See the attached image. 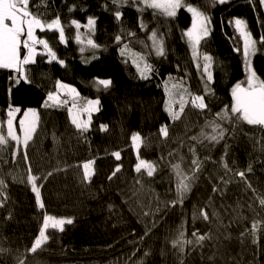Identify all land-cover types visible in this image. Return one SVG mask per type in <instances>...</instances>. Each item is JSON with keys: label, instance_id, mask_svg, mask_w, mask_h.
<instances>
[{"label": "trees", "instance_id": "1", "mask_svg": "<svg viewBox=\"0 0 264 264\" xmlns=\"http://www.w3.org/2000/svg\"><path fill=\"white\" fill-rule=\"evenodd\" d=\"M186 4L210 20L209 35L197 52L211 58V81L183 34L192 25L186 7L168 17L123 3L117 9L113 0H30V11L43 21L60 19L66 40L61 43L56 31L36 30L57 59L37 54L25 66L30 84L17 85L15 73L0 69V135L8 141L0 145V264H264V127L237 120L230 111L232 88L242 82L246 86L247 79L243 40L234 21L243 20L257 42L249 59L264 79V5L260 0ZM89 17L96 24L86 36L97 47L82 51L72 21L81 30ZM154 31L163 40V56L152 50L149 36ZM125 45L151 65L149 79H141L121 55ZM98 79L112 84L104 89L94 83ZM57 82L73 86L86 100L100 101L86 132L71 123L66 107L45 106ZM169 83L203 97L206 108L188 103L173 120L165 111ZM17 108L16 124L27 109L37 110V126L26 148L4 129L8 112ZM211 122L224 130L218 142L206 138L213 134ZM161 126H167V137L160 134ZM133 133L143 140L139 157L155 164L152 177L135 171ZM114 152H120V159ZM193 159L200 169L180 203L173 165L190 175ZM88 161L93 175L85 181L82 165ZM29 168L39 177L43 208L27 182ZM45 214L73 223L63 232L47 230V242L28 252ZM181 232L184 240L193 241L182 249L173 246ZM194 232L207 238L197 243Z\"/></svg>", "mask_w": 264, "mask_h": 264}, {"label": "snow or ice", "instance_id": "2", "mask_svg": "<svg viewBox=\"0 0 264 264\" xmlns=\"http://www.w3.org/2000/svg\"><path fill=\"white\" fill-rule=\"evenodd\" d=\"M138 4H143L144 8H151L155 13H160L168 17H175L178 9L186 7L187 11L191 13L192 16V27L185 31L183 34L188 38L190 45L193 47V55H196V47L199 45L200 41L209 35V18L197 8L192 7L186 4V0H135ZM219 4H225L228 0H217ZM30 0H0V69H8L15 73V83L17 85L30 84L31 80L27 75L25 66L35 62V56L37 55L36 46L42 45L43 48L47 51L48 56L52 60H56L57 57L55 53L49 46V43L45 39H39L35 35L37 29L41 32L45 30L56 31L59 33V40L61 43H64L66 40L65 31L61 25L60 19L57 17L51 22L43 21L39 16L33 14L29 9ZM113 3L117 6V9L121 6V0H113ZM260 3L264 5V0H260ZM115 18L117 20L121 19V13L119 10L115 12ZM72 24L77 29V42H82L81 34L79 29L81 25L79 22L73 20ZM96 20L93 17L88 18V23L85 26L89 32L94 31ZM237 32L243 40L244 45V57H245V66L247 72L246 86L244 83H237L231 91L232 95V104L230 106V111L237 120L243 121L248 125L261 126L264 127V79H261L257 71L253 68L250 63L249 57L256 51V41L253 39L252 35L246 31L245 22L239 18L234 21ZM141 27L144 25L141 23ZM129 35H135L134 33H129ZM23 37V39H22ZM117 42L120 41V37H116ZM149 39L152 41V49L156 52L158 56L164 55L163 40L158 38L157 33L154 31L149 36ZM261 42L264 43V38L261 39ZM88 45L93 48H96L97 45L93 42L91 38L87 39ZM21 49L24 50L22 55ZM83 51V49H81ZM127 50V45L122 49L121 55H124V51ZM206 61H210L211 58L205 56ZM140 60H143V57H139L138 60H134V64L137 67V71L140 74L141 79H149L148 73L151 72V65L144 62L143 67L140 66ZM63 64V61H58ZM210 64L204 65V71L208 75V80L211 81L212 75L208 71ZM98 86H102L104 89H108L112 81L108 79H98L94 82ZM177 86L173 85V89ZM58 89H64L67 94L72 97L73 104L72 107L68 109V114L71 119V123L77 128L78 131L86 132L89 129L91 124V113L99 111L100 101L97 100H88L85 105H77V98L79 93L76 89L65 84L57 82ZM166 95L169 97L165 102V111L173 119H179L181 113H183L186 104L191 103L192 107L199 108L203 110L206 108L204 98L199 95H193L188 93L186 89L182 92H175L166 87ZM186 96L189 99H186ZM48 100L56 101L58 100L57 96H54L52 93H49ZM179 104V110H174L173 105ZM47 106V105H45ZM74 108H78L76 112L73 111ZM20 109L10 110L8 112V138L16 141L17 145L21 143L20 136L17 135L16 131L13 128L12 117L14 112H18ZM88 113L89 119H81L82 113ZM31 116L32 120H27L28 116ZM228 115L225 112L224 117ZM217 116H220L218 113ZM36 118L37 113L35 110H29L25 113V120L20 121V132L23 133V145L26 148L28 142L32 139V133L35 131L36 127ZM27 121V123H26ZM212 126V135L206 136L210 141H217L224 136V130L220 128L215 122H211ZM107 125H101V130H106ZM160 134L164 137L168 135L167 126H161ZM201 135H205L203 132ZM196 139V137H193ZM7 138L3 135H0V145L6 144ZM143 143L142 137L138 133H133L131 136V144L133 149L137 152V164L135 166V171L141 173L143 169L148 177H152L156 171L154 162H149L147 160L141 159L139 157V149ZM193 155H195V150L192 149ZM15 156L16 153H13ZM113 155L116 159H120V152H114ZM25 161H27V155L24 156ZM92 161H88L82 165L83 167V179L89 181L93 175ZM193 169L191 174H185L180 169V165H173L174 170L177 175V184H176V195L180 203L183 202L184 196L191 190L192 181L196 178V172L200 169V163L197 159L192 160ZM225 167L227 165L225 164ZM120 171L119 166L116 168V172ZM48 175H51L49 173ZM115 175V172L113 173ZM241 177H244L245 173H238ZM39 177L34 176L31 173L29 168L27 175V182L31 185V190L35 194L36 204L39 208H43L44 204L41 200L40 187L37 185V180ZM111 179V177H109ZM4 185V182L0 180V186ZM216 189H214L215 191ZM2 194V193H0ZM174 206L177 201H172ZM261 205H264V199L260 200ZM147 215V213H146ZM200 215L203 216L205 220L208 219V215L205 211L201 210ZM73 220L71 218H56L50 215L45 214L43 217V225L39 230L38 237L32 243L30 249H27L28 252L35 253L38 249L42 247L43 244L49 239L46 232L49 228L57 229L61 232L64 231V226L72 224ZM257 225L254 223L252 227L253 233H255ZM183 233L180 234V239L173 242V246L180 245L181 249L184 243L191 244L193 241L184 240ZM193 236L196 237V242L205 240L207 237L203 235H197L193 233ZM147 255V253H145ZM19 264H24V261L21 260Z\"/></svg>", "mask_w": 264, "mask_h": 264}, {"label": "rangeland", "instance_id": "3", "mask_svg": "<svg viewBox=\"0 0 264 264\" xmlns=\"http://www.w3.org/2000/svg\"><path fill=\"white\" fill-rule=\"evenodd\" d=\"M121 3H123V4H129V5H132V6H135L136 8H138V9H149V10H152V11H154L153 9H151V8H144V6H143V4H138V3H136L135 2V0H121ZM158 13V12H157ZM160 14V13H159ZM191 14V13H190ZM165 16V15H164ZM191 27H192V25H191ZM76 28V27H75ZM87 31H88V29L86 28V27H83V29H79V32H80V34H81V39H82V42H80V48L81 49H83V50H87V51H95V48H93V47H91L90 45H88V43H87V39H88V37L86 36L87 35ZM76 37H77V29H76ZM185 39H186V42H187V44H188V46H189V48H190V50H191V53H192V57L194 58V60L195 61H199V62H201V64H202V67H203V70H204V65L205 64H210V67H211V60L210 61H206L205 59H204V57L206 56V55H204V56H199L198 55V52H197V49H198V46L196 47V55H195V57H194V55H193V47L190 45V42L188 41V38L185 36ZM150 43H151V46H152V41L150 40ZM125 48V47H124ZM123 48V49H124ZM36 49H37V54H39V53H46L47 54V51L44 49V48H41L39 45H37L36 46ZM153 50V49H152ZM153 52H154V54L155 55H157L156 54V52L153 50ZM158 56V55H157ZM123 57H124V59L125 60H127V61H129L131 64H132V66L134 67V69L136 70V72L138 73V71H137V67L135 66V64H134V60H138L139 59V57H143L142 55H140V54H138V53H136V52H134V51H130L129 49H127V50H125L124 51V55H123ZM207 57H209V56H207ZM140 62V66H141V68L143 67V64H144V62H145V59H144V57H143V60H140L139 61ZM210 67H209V69H208V71L210 72ZM205 72V71H204ZM206 73V72H205ZM139 74V73H138ZM207 74V73H206ZM139 76H140V74H139ZM148 76H150V72L148 73ZM208 76V75H207ZM61 84H65V85H69V84H66V83H62V82H60ZM173 85H175V84H171V83H169V84H167V88L168 89H170V90H173V91H175V92H182L183 91V89L181 88V87H179V86H177L175 89H173ZM69 86H71V85H69ZM71 87H73V86H71ZM74 88V87H73ZM77 91V90H76ZM78 93V92H77ZM54 96H57L58 97V100H56V101H50V100H48L47 99V101L45 102V105H47L46 107H51V108H54V107H66L67 108V110L69 109V108H71L72 107V104H73V100H72V97L69 95V94H67V92L64 90V89H58L57 88V86H56V91L55 92H53L52 93ZM169 97L167 96V99H168ZM87 101L88 100H86L85 98H83V97H81L80 95H79V97L77 98V105L79 106V105H85L86 103H87ZM179 106V104L177 103V104H174L173 105V108L175 107V106ZM30 109H27L24 113H23V115L18 119V124H16L15 123V121H16V117H17V112H14V115H13V117H12V120H13V128H14V131H16V133H17V135H19L20 136V139H21V144L23 145V133L22 132H20V121L21 120H25V113L26 112H28ZM31 110H35L36 111V113H37V110L36 109H31ZM78 110V108H74L73 109V111L74 112H76ZM96 112V111H95ZM94 113V112H93ZM93 113H91V114H93ZM81 119H83V120H88L89 119V115H88V113H82L81 114V117H80ZM8 119H9V117L6 119V121L4 122V129H5V133H6V135L8 136V126H7V122H8ZM33 118L29 115L28 116V118H27V120H32ZM26 123H27V121H26ZM36 126H37V118H36ZM35 129H36V127H35ZM34 133V132H33ZM33 133H32V135H33ZM143 170V169H142ZM43 225V224H42ZM49 229H53V228H49ZM48 229V230H49ZM57 230V229H56ZM39 235V234H38Z\"/></svg>", "mask_w": 264, "mask_h": 264}, {"label": "crops", "instance_id": "4", "mask_svg": "<svg viewBox=\"0 0 264 264\" xmlns=\"http://www.w3.org/2000/svg\"><path fill=\"white\" fill-rule=\"evenodd\" d=\"M95 113V112H94Z\"/></svg>", "mask_w": 264, "mask_h": 264}]
</instances>
